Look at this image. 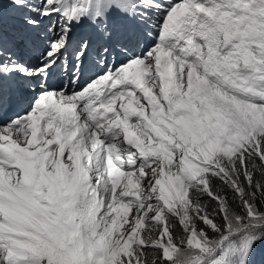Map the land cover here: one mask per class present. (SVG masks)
I'll return each instance as SVG.
<instances>
[{"label":"snow or ice","instance_id":"obj_1","mask_svg":"<svg viewBox=\"0 0 264 264\" xmlns=\"http://www.w3.org/2000/svg\"><path fill=\"white\" fill-rule=\"evenodd\" d=\"M0 264H264V0H0Z\"/></svg>","mask_w":264,"mask_h":264}]
</instances>
